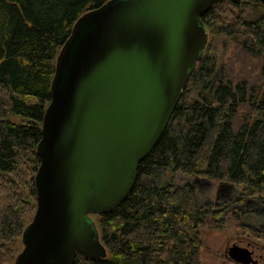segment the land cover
<instances>
[{
    "label": "trees",
    "instance_id": "1",
    "mask_svg": "<svg viewBox=\"0 0 264 264\" xmlns=\"http://www.w3.org/2000/svg\"><path fill=\"white\" fill-rule=\"evenodd\" d=\"M104 1L0 0V264L14 258L11 244L35 209L36 143L56 55L77 16ZM201 19L206 44L133 186L93 214L105 256L78 253L74 264H210L200 226L221 225L225 207L200 201L194 181L177 173L235 183L233 201L253 206L261 224L237 220L238 207L229 217L264 239V2L215 0ZM220 34L230 51L218 65Z\"/></svg>",
    "mask_w": 264,
    "mask_h": 264
},
{
    "label": "water",
    "instance_id": "2",
    "mask_svg": "<svg viewBox=\"0 0 264 264\" xmlns=\"http://www.w3.org/2000/svg\"><path fill=\"white\" fill-rule=\"evenodd\" d=\"M215 0H105L55 58L36 143L35 209L10 264H74L107 249L94 213L120 203L162 133L208 38ZM230 256L259 258L246 241Z\"/></svg>",
    "mask_w": 264,
    "mask_h": 264
},
{
    "label": "rangeland",
    "instance_id": "3",
    "mask_svg": "<svg viewBox=\"0 0 264 264\" xmlns=\"http://www.w3.org/2000/svg\"><path fill=\"white\" fill-rule=\"evenodd\" d=\"M264 2V0H262ZM250 5L246 6V14L254 13ZM216 62L218 65L222 63L226 55L230 51L228 38L220 34L215 42ZM13 118H18V115H12ZM176 181L182 182L190 179L196 185L197 197L200 201L213 200L220 207H225L223 213V221L219 226H200V237L204 244V255L209 259L210 264H242L238 260L230 256L229 248L232 243L236 242L240 245L241 241H246L249 244L250 250L259 258L255 264H264V239L256 236L249 230L242 229L236 224L237 220L253 226H259L261 219L256 213L253 206L247 205L244 201L234 202V197L239 193V187L230 181L210 179L202 174L189 176L183 173H177L173 176ZM240 208L241 216L236 220L230 218L227 212L233 209ZM94 216V215H93ZM95 218V216H94ZM236 244V245H237ZM15 248V254L22 247L21 236L15 238L11 244Z\"/></svg>",
    "mask_w": 264,
    "mask_h": 264
},
{
    "label": "flooded vegetation",
    "instance_id": "4",
    "mask_svg": "<svg viewBox=\"0 0 264 264\" xmlns=\"http://www.w3.org/2000/svg\"><path fill=\"white\" fill-rule=\"evenodd\" d=\"M257 262V261H256ZM256 262H253L252 264H255ZM242 264H244V263H242Z\"/></svg>",
    "mask_w": 264,
    "mask_h": 264
}]
</instances>
